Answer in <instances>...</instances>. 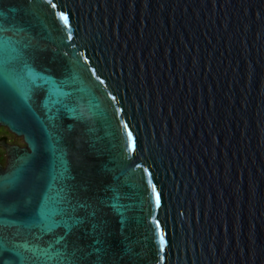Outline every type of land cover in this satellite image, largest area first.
<instances>
[{
	"label": "water",
	"instance_id": "1",
	"mask_svg": "<svg viewBox=\"0 0 264 264\" xmlns=\"http://www.w3.org/2000/svg\"><path fill=\"white\" fill-rule=\"evenodd\" d=\"M53 2L0 0V259L264 264V0Z\"/></svg>",
	"mask_w": 264,
	"mask_h": 264
},
{
	"label": "snow or ice",
	"instance_id": "2",
	"mask_svg": "<svg viewBox=\"0 0 264 264\" xmlns=\"http://www.w3.org/2000/svg\"><path fill=\"white\" fill-rule=\"evenodd\" d=\"M41 2L45 5L50 6L51 9L57 8V3L53 2V0H41ZM53 15H58L59 19L61 21H63L64 26L66 28H69L66 39L68 41H71L73 39V36H72L71 30H70L68 15L64 12L53 13ZM0 30H3L2 24H0ZM65 55H67V53H65ZM81 55H83V53H81ZM12 71L13 70L9 69L5 65V62L3 61V59L0 58V83L5 84V85H13L15 83V81L12 79ZM100 83H104V81L101 80ZM0 96H2V90H0ZM112 99L114 100L115 97H112ZM65 107H67V105H65ZM72 111H76V110L72 109ZM79 118L83 119V113L82 112L79 114ZM125 128H127V125H125ZM128 135H129V138H131L130 132L128 133ZM56 151H57L56 149H53L54 157H55ZM59 160H60V163L63 164L62 157L59 158ZM137 167H139V165H137ZM12 183H13V181L9 177H0V199H2L4 196H6L8 194V188ZM149 183H151L150 180H149ZM153 190L155 191L154 188H153ZM115 198L118 199V196H116ZM157 203L159 204V196H157ZM115 206L116 205H114V207ZM45 209H46V204H40L39 205V212L37 213V215L40 218V221L42 224L46 225V227H51L52 221H51L50 217L46 214ZM60 214L62 216H68L69 220L71 221V223H69V221H66V220H62L60 222V223L64 224L65 228L67 229V231L69 233L71 232L72 228L75 225L81 223V221L76 220L75 218L70 216V214L67 210L61 209ZM3 223H6V222L0 221V224H3ZM97 243H101V241H97ZM22 247H24V245H13L11 248L7 247V237L2 232H0V253L12 252L17 257H20L21 261H23L24 260L23 253L20 250ZM0 264H11V262L0 259ZM68 264H73V262H68Z\"/></svg>",
	"mask_w": 264,
	"mask_h": 264
},
{
	"label": "flooded vegetation",
	"instance_id": "3",
	"mask_svg": "<svg viewBox=\"0 0 264 264\" xmlns=\"http://www.w3.org/2000/svg\"><path fill=\"white\" fill-rule=\"evenodd\" d=\"M24 147L23 136L13 132L8 126L0 123V170H4L12 160L13 146Z\"/></svg>",
	"mask_w": 264,
	"mask_h": 264
}]
</instances>
